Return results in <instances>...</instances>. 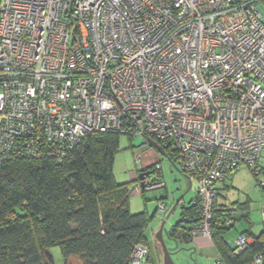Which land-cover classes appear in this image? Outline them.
<instances>
[{"label": "built area", "instance_id": "1", "mask_svg": "<svg viewBox=\"0 0 264 264\" xmlns=\"http://www.w3.org/2000/svg\"><path fill=\"white\" fill-rule=\"evenodd\" d=\"M92 133L175 152L199 200L177 236L212 239L218 185L242 166L262 173L264 0H0V163L60 162ZM154 170L145 187H165ZM253 240L240 234L233 253ZM148 255L137 243L126 264Z\"/></svg>", "mask_w": 264, "mask_h": 264}, {"label": "trees", "instance_id": "2", "mask_svg": "<svg viewBox=\"0 0 264 264\" xmlns=\"http://www.w3.org/2000/svg\"><path fill=\"white\" fill-rule=\"evenodd\" d=\"M118 136L89 134L60 162L41 156L0 163V264H51L46 250L53 245L60 247L63 258L76 255L81 264H126L137 243L149 248L144 230L151 217L146 211L132 213L129 187L114 180ZM166 151L175 162V152ZM176 206L182 208L180 219L168 232L174 238L179 225L198 223L197 194ZM226 218L234 220L229 209L218 204L212 241L219 257L239 264L259 253L264 264V219L262 230L252 235L253 243L236 256L224 239L233 226L225 225ZM180 237L192 238L186 232Z\"/></svg>", "mask_w": 264, "mask_h": 264}, {"label": "rangeland", "instance_id": "3", "mask_svg": "<svg viewBox=\"0 0 264 264\" xmlns=\"http://www.w3.org/2000/svg\"><path fill=\"white\" fill-rule=\"evenodd\" d=\"M136 156L139 160H136ZM259 167L262 173L255 174L250 168L242 166L220 185L218 204L229 209L234 218L233 226L224 234L226 241H233L242 233L249 231L257 235L263 228L264 211V150L261 152ZM159 166L157 172L165 183L162 188H147L140 175L148 172L146 179L149 181L156 175L154 167ZM114 180L129 187L128 204L132 213L146 211L151 217L145 227V234L150 243L155 244L152 257L163 262L161 245L156 239L157 231L162 222L164 229L169 232L173 225L180 219L181 206L174 207V202H189L194 195L195 181L182 173L177 162H172L168 156H163L149 145L143 136L128 137L123 134L118 136V150L113 159ZM189 180L192 186L189 187ZM143 182L144 186H141ZM163 202L166 206L163 212L158 204ZM165 214V216H164ZM164 219V221H162ZM167 248H171V258L175 264H212L215 256L209 253L201 254L192 249L190 242L177 241V248L172 240L163 233ZM55 263L63 260L61 249L58 245L49 248ZM66 264H81L79 257L72 255ZM163 264V263H162Z\"/></svg>", "mask_w": 264, "mask_h": 264}, {"label": "crops", "instance_id": "4", "mask_svg": "<svg viewBox=\"0 0 264 264\" xmlns=\"http://www.w3.org/2000/svg\"><path fill=\"white\" fill-rule=\"evenodd\" d=\"M160 174V173H159ZM161 176V175H160ZM146 177L147 176H143V181H147L148 179H146ZM192 180H189V187H191L192 186ZM220 185H225L224 183H220L219 185H218V196H219V193H220V190L222 189V187L220 186ZM225 187H227L226 185H225ZM195 196H196V184H195V190H194V195H193V197L191 198V200L193 199V198H195ZM191 200H189V202L191 201ZM189 202H187V203H189ZM187 203H184V204H187ZM165 209H166V206H165ZM164 212V211H163ZM230 215H231V213H230ZM164 216H165V214H164ZM232 216V215H231ZM162 221H164V219L162 220ZM172 227H174V225L172 226ZM145 232V231H144ZM248 232V235L249 236H252L253 234H249L250 232L249 231H247ZM167 234H168V231H167ZM147 237V240L149 241V239H148V236H146ZM225 239V238H224ZM181 241H182V239H180ZM183 242H190L191 243V245H192V249L194 250V251H197V252H199V253H203V254H205V253H209L210 254V256L212 255V256H215V259L216 258H219V254H218V252H217V249L215 248V246H214V244H213V241H212V239H210V238H208V237H206V236H204V235H196V236H194V237H192L190 240H187V241H183ZM226 243L228 244V245H230V247H232L233 246V243H230V242H228V241H226ZM153 248H155V244H152V243H150V241H149V250H150V262H147V264H162V262H160L158 259H157V254L155 255V258H153L152 257V250H153Z\"/></svg>", "mask_w": 264, "mask_h": 264}, {"label": "water", "instance_id": "5", "mask_svg": "<svg viewBox=\"0 0 264 264\" xmlns=\"http://www.w3.org/2000/svg\"><path fill=\"white\" fill-rule=\"evenodd\" d=\"M146 141L149 145H151L152 147H154L157 152H159L161 155L163 156H167V153L166 151L155 141L153 140L152 138H149L147 137L146 138ZM148 176V172H144L140 175V178L143 179V176ZM141 186H144L143 182L141 183ZM182 198V196L177 199L175 201V204H174V207L178 204V202L180 201V199ZM163 233H166L167 234V231L164 229V222L161 223L158 231H157V234H156V239L158 240V242L160 243L161 245V249H162V253H163V264H175V262L173 261V259L171 258V248H167V246L165 245V242H164V238H163ZM167 238L172 240L175 244V248H177V241L174 237L172 236H169L167 234ZM46 254H47V257L49 259V261L51 262V264H66L67 263V259L64 257L62 262L61 263H55L54 259H53V256L52 254L50 253L49 250H46Z\"/></svg>", "mask_w": 264, "mask_h": 264}, {"label": "flooded vegetation", "instance_id": "6", "mask_svg": "<svg viewBox=\"0 0 264 264\" xmlns=\"http://www.w3.org/2000/svg\"><path fill=\"white\" fill-rule=\"evenodd\" d=\"M167 153V152H166ZM179 226H181V225H179ZM179 226L177 227V228H179ZM169 235V234H168ZM170 236V235H169ZM176 240H180V238L177 236L176 238H175ZM181 241V240H180ZM183 241V240H182ZM149 253H150V250H149ZM163 263V262H162ZM146 264H147V262H146Z\"/></svg>", "mask_w": 264, "mask_h": 264}]
</instances>
